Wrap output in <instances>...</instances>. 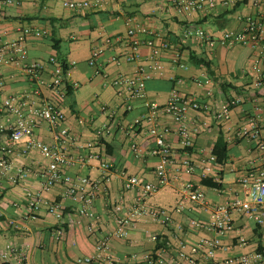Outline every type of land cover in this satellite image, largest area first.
<instances>
[{
	"label": "crops",
	"instance_id": "obj_1",
	"mask_svg": "<svg viewBox=\"0 0 264 264\" xmlns=\"http://www.w3.org/2000/svg\"><path fill=\"white\" fill-rule=\"evenodd\" d=\"M63 1L14 0L13 4H4L0 0V38L12 40L20 29L26 28L45 32L42 37L29 36L28 61L46 63V77L51 75L52 67L48 63L51 56L70 63L68 80L79 83L78 89L68 92L63 98L54 97L46 86H42L41 91L65 113V125L78 137L71 146L75 153L86 154L88 150L79 146L88 141L98 139L100 142L94 149L97 156L68 172L99 177L103 161L112 165L107 191L101 193L94 203V209L101 215L102 221L96 235L89 232L87 226L91 220L75 210L82 203L66 196L61 184L45 192L44 196L66 207L62 219H57L45 209L40 210L37 219H25V194L42 188L44 178L41 171L47 168L48 161L36 149L24 153L25 145L21 144L14 155V163L25 167L27 176L18 184L4 179L0 188V264H75L78 257L95 255L97 238L112 232L116 227V218L124 216L133 204L135 191L123 188L122 174H134L144 181H156L157 157L136 156L131 149L132 138L128 133V126L143 115L145 107L141 101H137L133 110L126 111L124 95H120L110 83L121 73L133 74L137 63L123 62L117 65L109 61L113 53L125 52L123 43L106 49L101 57L102 66L93 67L88 63L93 47L102 45L105 37L126 36L128 18L170 42V48L161 55L163 74L147 81L148 99L165 104L171 91L177 88L182 94L199 97L206 107L189 113V125L201 130L194 139V147L188 150V156L196 165L192 174L183 170L181 162L186 153L175 131L173 119L164 116L159 122L161 127L170 129L166 139L175 153L171 167L173 180L149 203L152 207L168 209L173 219L171 224L166 226L147 215L130 229L128 237H112V253L116 259L124 260L125 264H147L126 263L125 259L134 254L143 257L164 246V241L170 242L169 248L175 253L182 246L191 251L200 239L215 237H219L222 244L216 261L198 253L197 264H225V259L232 256L264 252V224L256 223L237 211L232 213L233 228L224 235L197 228L191 223L195 219L207 220L218 205L226 204L235 197H244L240 178L249 173L255 174L263 167L255 142L241 137L239 131L252 117L264 124V86L257 89L253 84L256 74L252 66L261 59V48L231 43L211 48L201 40L185 39L183 34L187 27L196 26L220 39L226 31L241 29L243 24L238 17L257 13L253 0H236L234 6L219 5L211 11L197 12L190 17L177 13L175 0H77L89 2L88 7L79 10L64 6ZM140 37L146 38L144 35ZM140 52L141 61L151 58L148 47L142 46ZM206 80L209 82L199 83ZM1 82V96L31 92L38 87L27 79L24 70L14 66L0 65ZM236 97H241L242 101L232 108L230 119L218 121L215 117L218 105ZM103 106L114 110L115 117L110 118L108 112L102 110ZM101 128L104 135L98 137L97 130ZM147 129V126L142 127L135 138L145 149L154 146L153 138L145 133ZM57 130L45 123L37 127L35 137L53 143ZM220 137L227 143V158L223 164L218 161L211 163L209 156L214 154ZM205 165H211L209 173H204ZM252 165H256V170H252ZM187 181H192L204 192L203 201H192L183 192L182 184ZM60 225L65 227V234L61 240H56L53 233ZM8 246L14 252L10 262H3L1 255Z\"/></svg>",
	"mask_w": 264,
	"mask_h": 264
},
{
	"label": "built area",
	"instance_id": "obj_2",
	"mask_svg": "<svg viewBox=\"0 0 264 264\" xmlns=\"http://www.w3.org/2000/svg\"><path fill=\"white\" fill-rule=\"evenodd\" d=\"M4 4H13L14 0H2ZM175 9L178 14L190 17L194 13H205L215 9L219 5L231 7L236 4V0H175ZM63 5L71 9L79 10L89 6L87 1L65 0ZM256 8L255 15L239 16L242 22L241 29L229 30L220 39H215L205 29L196 26H189L184 31V38H195L201 40L211 48L218 44H241L261 48V59L256 60L252 66L256 74L253 84L260 89L264 86V0H253ZM129 25L126 36L117 35L115 37H105L102 45L93 47L88 60L90 66L99 67L103 65L101 57L106 49L114 47L116 43L125 44V52L113 53L109 61L120 65L123 62L137 63L133 74L121 73L110 83L117 89L118 93L124 95L126 101L124 109L133 110L137 101H141L145 107V112L141 117L135 119L134 123L128 126V133L132 138L131 149L136 156L151 155L157 157L158 162L155 167L156 181H144L134 174L123 173V188L135 191L132 206L124 216L116 218V227L104 237H98L96 243V254L93 256L78 257L75 264H125L115 258L111 251L112 237L124 238L130 234V229L145 216L149 215L161 223L170 225L172 216L170 211L163 207H152L150 199L162 188L169 185L173 177L171 167L174 163L175 153L171 143L166 139L169 133L168 127H161L159 122L162 117L170 116L176 124V133L179 136L180 144L185 150L186 157L181 162L183 170L187 174H192L195 170L192 159L188 156V150L194 147L196 135L201 133L198 128L189 125L190 111H201L206 105L203 101L189 94H182L177 88L171 91L170 97L165 104H160L148 99L147 81L155 75H162L164 66L161 61L163 51L170 48V42L154 33L142 24H136L132 18L127 19ZM30 35L42 37L45 32L32 29H20L16 38L4 41L0 38V65L14 66L25 71L27 79L35 83L38 87L31 92L0 95V188L2 181L8 179L13 184H18L24 180L28 171L25 167L14 163V155L19 145L24 144V153L33 149L38 150L47 159V168L41 171L44 184L38 191H28L25 194V204L27 213L25 219L35 220L38 218L40 210L45 209L49 214L57 219H62L65 206L61 202L51 200L44 196L55 185L61 184L66 196L76 202H81L76 212L88 217L91 222L87 226L88 231L96 235L98 225L102 221L94 209V203L101 193L107 191L108 182L111 179L112 165L109 162L101 163L102 174L99 177H90L80 174H71L69 169L79 164L85 163L89 158L97 156L94 150L99 146V140L88 141L85 145L79 146L88 150L87 153H75L71 147L78 137L65 125L66 115L59 108L57 103L45 96L41 87L46 86L54 97L63 98L68 92L79 88V83L70 82V63L57 56H51L48 63L51 65V75L45 76L46 63L42 61L29 62L28 40ZM140 35L146 36L141 38ZM146 46L151 50V58L148 61H141L140 49ZM199 81L200 84L208 83ZM3 84L2 82L0 83ZM242 98L236 97L220 103L215 111L218 121H227L231 117L232 108L241 103ZM107 111L110 118L115 117V111L107 106L102 107ZM83 123V120L79 121ZM48 124L58 128L55 135V142H44L35 137L38 126ZM147 126L145 133L154 140V146L148 149L142 147L135 139L137 132L142 127ZM104 135V129L97 130V136ZM241 137L248 138L255 142L260 152V160L263 167L256 170V165H252L255 174L240 178L244 186V197H235L226 204L218 205L212 216L207 220H192V224L197 228L216 231L219 235L226 234L233 228L232 213L239 212L253 219L256 223L264 224V124L257 118L252 117L249 123L239 131ZM209 162H217L215 154L209 156ZM207 161V160H206ZM204 173L211 171V165H205ZM182 190L192 201H203L204 192L192 181L182 184ZM15 205H18L17 203ZM0 215L2 213L0 212ZM56 240H61L65 234V227L58 226L54 231ZM170 242L164 241V246L155 251L140 257L131 255L126 263H147V264H197L196 254H204V257L216 261L218 250L221 248V239L202 238L194 245L191 251L185 250L182 246L175 253L170 250ZM14 252L11 246L1 255L3 262H10ZM225 264H264V252L254 251L232 256L224 261Z\"/></svg>",
	"mask_w": 264,
	"mask_h": 264
},
{
	"label": "trees",
	"instance_id": "obj_3",
	"mask_svg": "<svg viewBox=\"0 0 264 264\" xmlns=\"http://www.w3.org/2000/svg\"><path fill=\"white\" fill-rule=\"evenodd\" d=\"M214 154L216 155L219 164H223V162L227 158V154H228L227 143L224 141L222 137H220L216 143V146L214 148ZM209 183L219 186L216 183H212V182Z\"/></svg>",
	"mask_w": 264,
	"mask_h": 264
}]
</instances>
